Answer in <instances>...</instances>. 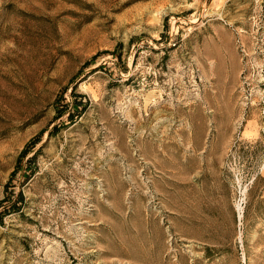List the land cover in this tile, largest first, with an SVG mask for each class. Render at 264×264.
<instances>
[{"label": "rangeland", "instance_id": "obj_1", "mask_svg": "<svg viewBox=\"0 0 264 264\" xmlns=\"http://www.w3.org/2000/svg\"><path fill=\"white\" fill-rule=\"evenodd\" d=\"M17 191L0 264H264V0H0Z\"/></svg>", "mask_w": 264, "mask_h": 264}, {"label": "trees", "instance_id": "obj_2", "mask_svg": "<svg viewBox=\"0 0 264 264\" xmlns=\"http://www.w3.org/2000/svg\"><path fill=\"white\" fill-rule=\"evenodd\" d=\"M78 96V97H77ZM82 95L81 94H76L74 93L73 91H71V108L70 110L72 111V113L74 112V115L73 116H78L82 110H84L87 106V100L85 101H81V99L77 100L76 98H82L81 97ZM75 106L78 107V109L75 108ZM62 108H64V106H62ZM63 111V109H57V113L56 115H59L61 112ZM72 113H69L68 116L69 118L71 119L72 118ZM72 120V119H71ZM39 137H40V132H38L35 137H33L21 150L20 152L18 153V156H17V161L21 160L23 157L26 156L29 148L28 147H33L36 143H38L39 141ZM35 157V151L32 152V154L27 157L28 160L30 159H33ZM15 171H16V167L11 171L10 173V177L12 178V176L15 174ZM257 179H261V177H253L252 180L250 181L249 185H248V188L246 189V191H250V189H252V186L255 184V182L257 181ZM8 197L5 196L3 198L0 199V207L2 206L3 207V210L2 212L0 211V222H1V215L3 214H9L11 212H15V211H18L17 209V205L16 203L17 202H21L23 200V195H22V192L21 191H17V193L15 194V199L13 200V202H11L9 205H5L6 201L8 200L7 199ZM8 206V207H7Z\"/></svg>", "mask_w": 264, "mask_h": 264}]
</instances>
